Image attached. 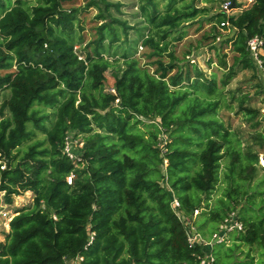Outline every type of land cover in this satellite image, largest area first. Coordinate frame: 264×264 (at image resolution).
I'll use <instances>...</instances> for the list:
<instances>
[{"label": "trees", "instance_id": "obj_1", "mask_svg": "<svg viewBox=\"0 0 264 264\" xmlns=\"http://www.w3.org/2000/svg\"><path fill=\"white\" fill-rule=\"evenodd\" d=\"M9 1L0 0V70L14 68L0 74V91L10 92L0 106V160L8 162L0 170V193L6 205L25 192L35 198L10 221L0 264H70L79 257L77 264H199L204 249L189 245L172 207L175 198L186 218L193 220L199 210L193 224L207 240L233 213L242 223L241 231L229 233L230 245L212 246L213 264H254L252 252L264 264L260 153L243 148L239 133L218 118L223 89L239 72L253 71L264 88V71L259 74L247 47L255 36L264 39V0L239 15L207 19L218 29L210 38L224 69L220 80L173 48L186 34L179 29L208 16V7H176L178 1L169 0L161 13L156 0H141L146 52H124L121 67L106 57L107 51L111 58L117 54L104 44L108 37L118 41L116 25L125 33L131 29L113 16L112 9L121 12L120 2L83 0V6L67 8L75 0H38L27 8L24 0L7 6ZM90 9L98 11V37L78 51L76 42L84 41L75 36L76 21ZM109 70L114 82L107 88ZM245 105L242 98L246 120L260 122V109ZM28 123L46 135L48 147L36 143L18 158L16 150L34 135ZM70 135L84 142L78 164L63 153ZM72 173L81 175L69 185ZM244 247L249 261L236 254Z\"/></svg>", "mask_w": 264, "mask_h": 264}, {"label": "rangeland", "instance_id": "obj_2", "mask_svg": "<svg viewBox=\"0 0 264 264\" xmlns=\"http://www.w3.org/2000/svg\"><path fill=\"white\" fill-rule=\"evenodd\" d=\"M112 2H120L123 7L121 12H117L112 9L113 16L119 18L120 20L127 22L128 26L131 29L127 30V33L124 32L123 26L116 25L115 31L118 37V41L113 44L110 43L109 37L104 43L107 48L110 49L111 54H117L115 57H109V51H107L106 56L110 61L115 62V60H119L118 65L123 67L124 61L121 58L124 52H137V56L141 54L143 51L146 52V48L142 51L139 49V46L142 41V37L146 36L149 33V28L144 23V19L140 16V5L141 0H109ZM178 3L175 5L176 7H181L185 4H191L202 8L208 7L210 8L208 16L197 19L195 22L187 23L182 26L179 30L185 32V36L181 41H173V48L175 50L176 56L180 59H183L186 54H191L189 57L191 59V63L197 64L199 68L204 72V74L209 78L211 74L216 73L217 79L220 80L223 76L224 69L219 67L218 56L216 55L215 50L212 48V38L218 32V29L214 27L215 25L207 19L211 18L222 12V6L226 0H219L215 3L206 4L204 0H185L181 2L177 0ZM236 3L237 7L240 10H245L249 8L254 0H233ZM16 0H10L7 3V6H13ZM158 2V9L161 13H164L168 9L169 0H156ZM39 3L38 0H24V5L29 8L31 6L37 5ZM71 5L75 7H81L84 5L83 0H75L70 5H67L69 8ZM233 8H236L234 6ZM241 11H232V14L239 15ZM98 11L96 9H90L87 12H83L80 15V18L76 21V31L75 36L78 38H83V43L78 41L76 42V46L78 47V51L82 49L84 51L85 46L92 43L97 37V27L101 24L96 20V15ZM83 28V30H81ZM223 36L228 34L227 31L222 32ZM109 33H107L108 35ZM175 36V33H174ZM209 36L208 39L206 37ZM219 40L221 42L223 40ZM92 50V48H90ZM191 52V53H190ZM225 53L227 54V62L229 64L232 63L234 54L230 52L228 48ZM81 57L83 54L79 53ZM112 56V55H111ZM143 56V55H142ZM120 58V59H118ZM212 59L214 62L209 65V60ZM164 60L168 61L167 55L164 56ZM181 66H184L185 63L182 61L180 63ZM12 69H1L0 74L4 75L13 71ZM108 81L107 88L113 84V70H109L107 73ZM261 79L257 77L253 71H241L237 74L235 78L231 80V82L223 89V100L221 108L218 111V118L225 122L227 126H230L233 130L239 133V136L242 140V147L247 148L250 147L254 152H259L260 154H264V141L260 139V135L264 134V117L260 119V122H248L244 117V114L240 111V100L245 98V103L247 107L260 109L262 106L264 94L262 93L263 88H261ZM221 87V86H220ZM9 91H0V106L3 105L4 101L9 96ZM36 108H39L38 106ZM46 112H51L50 109H46ZM28 130L33 131L34 135L31 140L26 141L23 145L16 150L15 154L18 158H21L24 153L30 148V146L36 143H42L43 147H48V142L46 135L42 132H39L34 129V125L31 123L27 124ZM48 127H51V124H48ZM5 163L7 162L6 159ZM228 161V158H225L223 161V166ZM8 168V162L6 163ZM259 167V166H258ZM85 167L77 168L80 172L84 171ZM261 168V167H259ZM264 170H260L259 177L262 176ZM81 173H75L73 181L76 178H80ZM220 188V187H219ZM220 190V189H219ZM221 194V191L217 192L213 199ZM35 195L33 192H25L20 196L13 197V204L6 205L5 203V194L3 192L0 193V211L1 208L3 212H7L8 216H11L16 212V208L18 207H27L33 205V200ZM15 206H17L15 208ZM200 216V215H199ZM198 216V217H199ZM200 218V217H199ZM7 223V219H5L2 215H0V228H5L2 220ZM198 219V218H197ZM227 244H231V240L227 241ZM249 250L248 247H244V253L237 252L236 254L239 256L241 261H249L246 253ZM252 256L255 257L254 264L258 262V254L256 252L251 253ZM70 264H74V262H70Z\"/></svg>", "mask_w": 264, "mask_h": 264}, {"label": "built area", "instance_id": "obj_3", "mask_svg": "<svg viewBox=\"0 0 264 264\" xmlns=\"http://www.w3.org/2000/svg\"><path fill=\"white\" fill-rule=\"evenodd\" d=\"M234 3L236 2L233 0H226L222 6L221 11L226 13L227 16H234L235 14H232V11H242L240 10L239 7H237V5H235L236 8H233ZM225 26H229V22H223L222 27H225ZM247 47H248L249 52L251 53L252 59L257 65L259 74L262 75L264 71L263 60H262V56H264V39L259 36H255L248 41ZM75 49L78 50V47L76 46ZM139 49L141 51L144 49L142 44H140ZM80 59H83V57H80ZM110 91L115 92V90L113 89H111ZM260 112H261V116L264 117V98H263L262 106L260 108ZM161 139H164V137H162ZM83 149H84L83 140H81L80 138H75L73 135L67 136L63 153L72 162H74L75 164H78V162L82 160V156L84 154ZM6 163H5V160H0V170L4 171L7 169ZM259 167L264 169V154L259 155ZM74 176L75 174L72 173L71 175L67 177V183L69 185L73 184ZM3 193L5 194V192ZM172 207L174 211L176 212V214L178 215V217L180 218V220L186 226L189 245L194 246V244H198L202 246L204 249V257L202 258L199 264H213L215 259L212 255V246L215 243H224V242L227 243V241L229 240L230 232H234L236 230L241 231L243 229L242 223L238 221L236 214L233 213L230 215L229 218L225 220L223 224L220 225L219 231L214 233L210 240H207L201 236V234L198 232V230L193 224L194 218H196L199 215V210H195L193 220H191L190 218H186L179 211L181 206H180V202L178 201V199L176 198L173 199ZM0 215H2L5 219L10 220V221L13 219V215L8 216L7 212H3L2 210L0 211ZM93 240H94V233H92L90 236L89 245L92 243ZM77 261H83V257H79ZM77 261H75L74 264H77L76 263Z\"/></svg>", "mask_w": 264, "mask_h": 264}, {"label": "crops", "instance_id": "obj_4", "mask_svg": "<svg viewBox=\"0 0 264 264\" xmlns=\"http://www.w3.org/2000/svg\"><path fill=\"white\" fill-rule=\"evenodd\" d=\"M16 207H17V206H15V208H16ZM20 208H23V207H18V208H16V212H17V210L20 209ZM2 209H4V208H1V210H2ZM16 212L12 214L13 217L15 216ZM1 220H2V223H3V224L5 223V224H4L5 228H3V229L0 228V243H4V242L6 241L7 234L10 232V220H7V223L4 222L3 219H1Z\"/></svg>", "mask_w": 264, "mask_h": 264}, {"label": "water", "instance_id": "obj_5", "mask_svg": "<svg viewBox=\"0 0 264 264\" xmlns=\"http://www.w3.org/2000/svg\"><path fill=\"white\" fill-rule=\"evenodd\" d=\"M234 6H235V4H234Z\"/></svg>", "mask_w": 264, "mask_h": 264}]
</instances>
